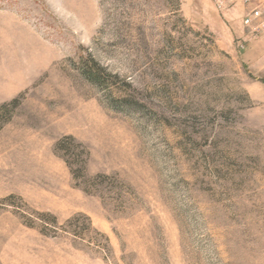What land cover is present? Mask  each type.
Returning a JSON list of instances; mask_svg holds the SVG:
<instances>
[{
	"label": "rangeland",
	"instance_id": "obj_1",
	"mask_svg": "<svg viewBox=\"0 0 264 264\" xmlns=\"http://www.w3.org/2000/svg\"><path fill=\"white\" fill-rule=\"evenodd\" d=\"M249 8L0 0V264H264Z\"/></svg>",
	"mask_w": 264,
	"mask_h": 264
},
{
	"label": "built area",
	"instance_id": "obj_2",
	"mask_svg": "<svg viewBox=\"0 0 264 264\" xmlns=\"http://www.w3.org/2000/svg\"><path fill=\"white\" fill-rule=\"evenodd\" d=\"M250 8L242 18V23L250 34L264 31V0H242ZM217 7H222L223 0H215Z\"/></svg>",
	"mask_w": 264,
	"mask_h": 264
},
{
	"label": "trees",
	"instance_id": "obj_3",
	"mask_svg": "<svg viewBox=\"0 0 264 264\" xmlns=\"http://www.w3.org/2000/svg\"><path fill=\"white\" fill-rule=\"evenodd\" d=\"M65 149L69 150L70 148L67 147V148H65ZM69 151H70V150H69Z\"/></svg>",
	"mask_w": 264,
	"mask_h": 264
}]
</instances>
